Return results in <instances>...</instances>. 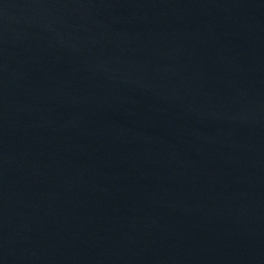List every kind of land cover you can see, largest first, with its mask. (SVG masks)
Segmentation results:
<instances>
[{
    "label": "water",
    "instance_id": "obj_1",
    "mask_svg": "<svg viewBox=\"0 0 264 264\" xmlns=\"http://www.w3.org/2000/svg\"><path fill=\"white\" fill-rule=\"evenodd\" d=\"M0 264H264V0H0Z\"/></svg>",
    "mask_w": 264,
    "mask_h": 264
}]
</instances>
